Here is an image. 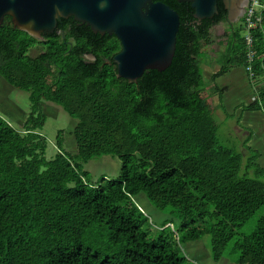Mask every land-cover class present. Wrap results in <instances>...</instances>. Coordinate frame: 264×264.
Here are the masks:
<instances>
[{"label":"trees","instance_id":"obj_1","mask_svg":"<svg viewBox=\"0 0 264 264\" xmlns=\"http://www.w3.org/2000/svg\"><path fill=\"white\" fill-rule=\"evenodd\" d=\"M162 1L180 15L176 55L167 70L147 71L138 83L117 76L122 44L115 35L70 18L37 39L5 19L0 77L29 94L31 112L21 129L0 115V264H193L184 247L207 235L220 262L264 206V168L255 156L245 167L242 152L220 143L213 96L222 90L209 87L202 70L228 12L220 1L213 20L198 22L191 4ZM261 17L252 31L256 81L264 78V10ZM228 28L216 41L226 53L214 82L248 66L246 39ZM44 103L77 121L75 153L60 131L47 157ZM262 110L264 85L244 107ZM104 156L120 160V176L92 182L86 164ZM139 196L159 211L171 209L181 227L149 236ZM230 257L264 264V214L236 239Z\"/></svg>","mask_w":264,"mask_h":264},{"label":"rangeland","instance_id":"obj_2","mask_svg":"<svg viewBox=\"0 0 264 264\" xmlns=\"http://www.w3.org/2000/svg\"><path fill=\"white\" fill-rule=\"evenodd\" d=\"M224 26L216 28L214 32L215 43L208 48L207 56L205 55L202 59V70L209 87L215 84L222 90L221 93L211 90V93L214 92L213 100L217 108L219 140L222 145L243 153L245 167L248 161L255 156V161L264 168V110L258 112L244 111L245 106L254 102V96L256 95L255 99L258 97L259 89L264 85V78H257L256 81L247 75L244 68H233L226 76L219 78L216 82L213 81V76L221 70L223 65L222 54L226 53V46L216 42L218 38L224 37L225 31L229 29H224ZM243 26L244 23L241 21L236 27L241 37L245 38L247 32ZM38 53L39 51H33L32 55L36 56ZM43 111L47 116V123L42 131V135L48 141L47 157L51 158L55 155L60 131L64 132L66 151L75 153L76 145L73 131L77 121L71 118L62 107L52 103H44ZM30 112L29 94L11 87L0 77V115L9 120L15 128L21 129ZM121 167L120 160L111 156L91 160L86 164L92 182L102 178L108 181L117 180L121 173ZM250 173L255 176L253 169ZM259 179L264 182V176ZM136 204L147 217L148 222L144 230L149 236L154 237L159 230L165 227L172 231L181 227V221L171 209L159 211L144 196H139L136 199ZM263 214L264 206L241 230L239 236L241 233L250 232ZM236 239L229 244L225 252L226 256L220 262L213 260L210 235L203 237L200 242L185 246L184 255L193 264H233L230 253Z\"/></svg>","mask_w":264,"mask_h":264},{"label":"water","instance_id":"obj_3","mask_svg":"<svg viewBox=\"0 0 264 264\" xmlns=\"http://www.w3.org/2000/svg\"><path fill=\"white\" fill-rule=\"evenodd\" d=\"M189 3L198 22L213 20L221 1L233 28L247 0H174ZM11 17L15 28L37 39L52 35L59 20L74 18L94 33L115 35L122 51L114 58L118 78L138 83L147 71L167 70L176 55L180 15L162 0H0V28Z\"/></svg>","mask_w":264,"mask_h":264},{"label":"built area","instance_id":"obj_4","mask_svg":"<svg viewBox=\"0 0 264 264\" xmlns=\"http://www.w3.org/2000/svg\"><path fill=\"white\" fill-rule=\"evenodd\" d=\"M264 10V4L262 0H250V4L248 6V10L246 12V43L248 47V66L246 71L251 79L255 78V72L253 69L255 51H254V40L252 36V31L256 30L259 23L262 20L261 11Z\"/></svg>","mask_w":264,"mask_h":264},{"label":"flooded vegetation","instance_id":"obj_5","mask_svg":"<svg viewBox=\"0 0 264 264\" xmlns=\"http://www.w3.org/2000/svg\"><path fill=\"white\" fill-rule=\"evenodd\" d=\"M249 4H250V0H247L245 3H243V4L239 7V9H238V13H239V17L241 18L239 23H241V21H242L243 18L245 17ZM6 18H7V17H6ZM224 25H225V26H224ZM224 25H218V26H215V30H216V28H218V27H223V26H224V29L230 27L229 24H227V25L224 24ZM230 28H231V27H230ZM225 32H226V31H225Z\"/></svg>","mask_w":264,"mask_h":264},{"label":"clouds","instance_id":"obj_6","mask_svg":"<svg viewBox=\"0 0 264 264\" xmlns=\"http://www.w3.org/2000/svg\"><path fill=\"white\" fill-rule=\"evenodd\" d=\"M248 10V9H247ZM246 16V15H245ZM229 24V23H228ZM230 25V24H229ZM231 27V26H230ZM247 68V67H246ZM246 68H245V70H246ZM247 72V71H246ZM247 75H248V73H247ZM254 80H255V78H254ZM42 134V133H41ZM57 144V143H56Z\"/></svg>","mask_w":264,"mask_h":264},{"label":"crops","instance_id":"obj_7","mask_svg":"<svg viewBox=\"0 0 264 264\" xmlns=\"http://www.w3.org/2000/svg\"><path fill=\"white\" fill-rule=\"evenodd\" d=\"M255 96H256V95H255ZM255 96H254V99H253L254 101H255ZM249 104H252V103H249Z\"/></svg>","mask_w":264,"mask_h":264}]
</instances>
